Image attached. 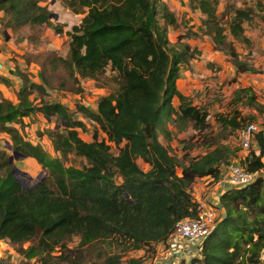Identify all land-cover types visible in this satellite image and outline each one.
Returning <instances> with one entry per match:
<instances>
[{"label": "trees", "instance_id": "obj_1", "mask_svg": "<svg viewBox=\"0 0 264 264\" xmlns=\"http://www.w3.org/2000/svg\"><path fill=\"white\" fill-rule=\"evenodd\" d=\"M63 1L76 14L85 11V16L67 32V55L51 54L44 64H52L55 73L60 68L66 70L65 77L78 85L76 93L83 91V80H107L113 89L98 101L96 110L77 105L96 128L92 141L84 140L79 132L86 129V123L74 120L61 103L36 105L31 97L34 90L48 93L51 86L45 71L42 84L21 75L18 102L2 98L0 132L10 136L13 151L34 158L47 176L40 184L24 189L12 172L10 155L0 149V240L19 245L27 260L37 257L41 264H124L126 252L165 242L178 222L196 216L193 185L206 176L217 182L220 163L230 158V149L218 146L184 161L160 140L161 135L170 138L169 122L191 120L204 127L208 115L186 106L187 98L177 89L181 65L187 64L192 54L190 48L169 46L165 28L176 19L166 3ZM192 3L205 16L206 31L216 43L223 47L230 35L251 45L244 26L252 19L251 8L234 10L228 17L226 35L217 13L219 0ZM1 11L9 18L7 27L15 30L42 25L51 18L40 0H0ZM226 52L239 72H255L233 44L228 42ZM108 70L111 77L106 76ZM65 87L62 82L61 88ZM236 94L258 105L251 88H239ZM176 95L183 101L178 109L172 103ZM38 111L49 121L55 117L58 124H68L66 134L57 127L50 132L56 151L63 155L73 152L86 158L88 165L67 166L61 157L24 138L17 124L25 126L24 118ZM222 120L233 130L242 127L237 116ZM262 126L255 135L260 154L252 151L248 158L250 172L264 168V123ZM101 133L105 140L99 139ZM112 144L117 154L111 151ZM138 159L150 169L143 170ZM220 202L225 218L205 238L200 253L180 264H264L263 180L227 190ZM74 237L79 238L78 248L69 245ZM129 262L140 264L141 260Z\"/></svg>", "mask_w": 264, "mask_h": 264}, {"label": "rangeland", "instance_id": "obj_2", "mask_svg": "<svg viewBox=\"0 0 264 264\" xmlns=\"http://www.w3.org/2000/svg\"><path fill=\"white\" fill-rule=\"evenodd\" d=\"M162 2L168 5L176 19V23H168L165 28L169 46L178 45L181 48H190L189 52L192 54L189 62L181 65V74L176 81L177 89L187 98L184 103L186 106L188 104L196 107L208 115L204 127H197L191 120L169 122L170 138L164 139L161 135L160 140L172 154L184 161L202 156L218 146H227L230 149V157L241 161L245 153L237 138V131L224 124L222 119L237 116L238 120L242 119V126L249 122L259 125L264 123V0H219L217 13L221 25L225 27L226 35H229L230 20L228 17L235 14V9L247 7L253 10L252 19L244 24L251 45L248 46L229 35L223 42V47L216 43L213 35L206 31L205 16L193 6L192 0H162ZM40 5L50 13L51 18L47 23L38 26L23 25L15 30L7 27L9 18L1 11V33L3 37L9 38L11 54L14 59L15 57L23 58L20 75L30 76L31 80L42 84L43 71H45L46 76L51 79L48 93H40L36 90L32 93L31 97L36 105L44 102L61 103L74 120H82L86 123L85 130H78L84 140L92 141L96 128L78 111L77 105L79 103L86 104L90 109L96 110L98 101L112 92L111 82L83 80L81 82L83 91L76 93L74 88H77L78 85L65 77L67 76L66 70L60 68L55 73L52 64L49 62L44 64V60L48 56L63 57L67 55L70 41L67 32L73 26L81 23L85 11L76 14L67 7L63 0H40ZM160 22L161 26L165 27V20ZM228 42L233 44L241 53L242 59L247 61L255 69V72H239L237 70L232 58L226 52ZM15 60L17 63L18 59ZM112 75L108 70L106 76L111 77ZM62 82L66 83L65 88H61ZM243 87L252 89L258 105L250 104L246 97L239 99L240 97L236 93L239 88ZM2 94L0 90L1 97ZM172 103L178 109L183 101L176 95ZM59 123L55 117L49 121L41 111H38L32 116L24 118L25 126L17 124V127L26 140L30 138L52 156L61 157L65 165L78 168L88 165L89 162L86 158L73 152L63 155L56 151L50 134L51 130L57 127L61 133L66 134L68 129L67 123ZM99 139L105 140L106 135L101 133ZM8 142L13 145L10 136L0 132V149L5 150L11 157L14 151L13 148H7ZM111 146V151L117 154V147L114 144ZM137 162L143 170L150 169V166L142 159H138ZM12 165L18 166L33 177L30 184L26 183L27 187L33 185L35 180L41 181L47 174L32 157L14 159ZM178 172L181 174V169ZM41 173L43 174L39 179L38 176ZM213 185L214 182L209 180L203 183L197 180L191 189L194 200H197L198 195L206 199L210 192L209 189ZM197 186H199L198 189H196ZM28 245L29 243L25 246ZM69 245L78 248L79 238H72ZM19 248V245H15L9 240H0V264H41L37 257L27 260L20 253ZM162 250L163 246L159 247L158 244L153 243L144 249L128 251L124 254V264H130L131 259L137 258L141 260L140 264H158L162 257Z\"/></svg>", "mask_w": 264, "mask_h": 264}, {"label": "built area", "instance_id": "obj_3", "mask_svg": "<svg viewBox=\"0 0 264 264\" xmlns=\"http://www.w3.org/2000/svg\"><path fill=\"white\" fill-rule=\"evenodd\" d=\"M208 119H210L208 117ZM263 128L262 125L250 122L237 131V138L245 153L242 160L227 158L220 163V176L206 199L197 196V214L195 217L186 218L178 222L171 235L165 242L157 243L163 246L162 252L168 251L177 259L192 258L200 253L201 245L205 238L214 230L217 224L225 218V210L221 205L220 196L229 189L245 187L259 178L264 184V168L255 172L247 169L248 158L252 151L260 154L255 135ZM201 183L213 182L211 176L199 178ZM208 184V183H205ZM199 186L196 187L198 189ZM202 189V188H201ZM214 189V190H213ZM204 191V190H203ZM161 252V254H163ZM162 262L159 260L158 264Z\"/></svg>", "mask_w": 264, "mask_h": 264}, {"label": "crops", "instance_id": "obj_4", "mask_svg": "<svg viewBox=\"0 0 264 264\" xmlns=\"http://www.w3.org/2000/svg\"><path fill=\"white\" fill-rule=\"evenodd\" d=\"M10 48L11 44L9 38L3 37L0 29V90L3 93L2 97L8 98L16 103L18 101L17 92L22 85L20 70L22 69L21 62L23 61V58L15 57V59H18V62L16 63V60L11 54L12 52ZM2 97L0 96V101L2 100ZM32 142L35 143L33 140ZM159 247H161L160 244ZM161 255V264H180V261L182 260H186V262L189 261L188 258H180L179 261V259L176 258L178 256H173L168 251Z\"/></svg>", "mask_w": 264, "mask_h": 264}, {"label": "water", "instance_id": "obj_5", "mask_svg": "<svg viewBox=\"0 0 264 264\" xmlns=\"http://www.w3.org/2000/svg\"><path fill=\"white\" fill-rule=\"evenodd\" d=\"M57 17L58 16L56 15V18ZM7 148L12 149L13 148V145L10 142H8L7 143ZM25 157H26V155L24 153H21L19 151H14L13 155L10 157V163H13L14 162V159H20V158H25ZM12 172H13L16 180L18 182L22 183L24 189H26L27 188L26 183L29 182V184H30L33 177L28 172H26V171L21 170L20 168H18V166H14ZM42 174L43 173H41L38 176L39 179L41 178ZM46 176H47V174H45V176L41 179V181H43ZM41 181L40 180L39 181L38 180H35V183L33 185H30V186L33 187L35 185H38V184H40Z\"/></svg>", "mask_w": 264, "mask_h": 264}]
</instances>
